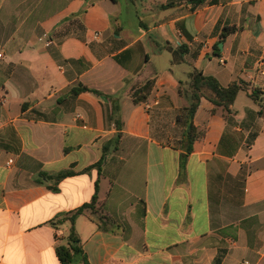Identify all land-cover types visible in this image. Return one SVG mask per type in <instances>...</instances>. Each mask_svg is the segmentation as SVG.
I'll return each instance as SVG.
<instances>
[{"label":"crops","instance_id":"1","mask_svg":"<svg viewBox=\"0 0 264 264\" xmlns=\"http://www.w3.org/2000/svg\"><path fill=\"white\" fill-rule=\"evenodd\" d=\"M137 1L0 0V264H61L95 184L88 264H264V0ZM192 69L245 88L199 99L186 154Z\"/></svg>","mask_w":264,"mask_h":264},{"label":"trees","instance_id":"2","mask_svg":"<svg viewBox=\"0 0 264 264\" xmlns=\"http://www.w3.org/2000/svg\"><path fill=\"white\" fill-rule=\"evenodd\" d=\"M197 3H200L201 0H197ZM214 2V1H213ZM237 29L234 26L225 27L221 31V39L225 36L235 32ZM186 85V91L189 93V104L188 106L184 107L183 110L185 111L184 121L186 123V133L183 137V142L185 143V152L186 154L192 151V144L196 138L199 137V131L193 125V116L196 111L199 99L201 97L206 98L209 100L215 107H221L225 112V117H228L232 114L231 106L237 93L245 88V85L242 81L233 82L226 87L221 86L217 80L211 76H205L200 71L196 69H192L187 76V81L179 82V93H183V87ZM145 87V86H144ZM143 88H139L135 95L137 96L134 98L135 102L141 101L139 95L145 90ZM79 90L81 91H92L95 94L99 93L95 90H90L86 87H81ZM258 94H261L260 91L253 89L249 94L250 97L254 100H259ZM213 112L215 109L212 110ZM180 119V116L177 117ZM120 136V133H117L116 140ZM106 153V149H104ZM186 155L181 154V167L185 161ZM102 163V159L99 160L97 163L93 165L99 169ZM88 170V169H87ZM74 172L70 170L62 171L57 173L56 175L49 176L43 175L47 180H53L55 183L61 181L62 179L66 178L67 176L73 175ZM53 191L57 190V187H51ZM97 193H98V184H95V192L91 197V200L88 203L83 204L82 206L78 207L72 212H69L61 218V221H68L70 224L66 242L64 244H60L56 247V255L61 264H75L82 262L84 264H88L86 257L83 253L82 247L80 245V241L74 229V221L77 216L83 214L85 211H89L91 215H95L96 222L99 228L105 229V225L109 223L108 217L103 215L99 207L97 206Z\"/></svg>","mask_w":264,"mask_h":264},{"label":"built area","instance_id":"3","mask_svg":"<svg viewBox=\"0 0 264 264\" xmlns=\"http://www.w3.org/2000/svg\"><path fill=\"white\" fill-rule=\"evenodd\" d=\"M2 55L0 54V57ZM220 63H223V60H219ZM256 68H257V71L261 74V75H264V59H260L258 61H256ZM11 162V160H9V163Z\"/></svg>","mask_w":264,"mask_h":264},{"label":"rangeland","instance_id":"4","mask_svg":"<svg viewBox=\"0 0 264 264\" xmlns=\"http://www.w3.org/2000/svg\"><path fill=\"white\" fill-rule=\"evenodd\" d=\"M137 2H138L139 15H144L146 12H145V9L143 8V6L145 7L146 5H149L150 1L144 0L143 2H139V1H137ZM124 6H123V11H126V8H124Z\"/></svg>","mask_w":264,"mask_h":264},{"label":"water","instance_id":"5","mask_svg":"<svg viewBox=\"0 0 264 264\" xmlns=\"http://www.w3.org/2000/svg\"><path fill=\"white\" fill-rule=\"evenodd\" d=\"M221 46V44H219Z\"/></svg>","mask_w":264,"mask_h":264}]
</instances>
